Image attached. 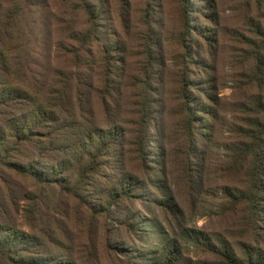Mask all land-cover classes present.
Instances as JSON below:
<instances>
[{"label":"trees","instance_id":"1","mask_svg":"<svg viewBox=\"0 0 264 264\" xmlns=\"http://www.w3.org/2000/svg\"><path fill=\"white\" fill-rule=\"evenodd\" d=\"M60 1L52 0V6ZM69 4L61 19L46 0H0V264H183L177 242L165 240L158 227L153 230L162 244L152 255L125 250L109 229L117 222L124 200L130 201L146 187L160 189L163 177L151 169L145 170L147 179L143 180L125 168L124 137L115 124L113 108L117 94L105 78L99 79L101 86L94 89L105 127L90 121V61L92 43L100 36L101 7L96 8L90 0H70ZM189 14L185 6L183 17ZM56 24L60 31L57 40L51 36ZM22 26L31 35L45 31L47 46L42 44V52L18 42ZM185 29L189 31L190 26ZM197 30L202 38V29ZM252 34L257 36L255 40L241 43L240 56L246 61L240 64L245 63L242 68L248 72L235 87L242 92L237 93L236 108L243 119L232 127V141L221 147L224 157L218 167L222 177L234 175L233 184L218 187L220 209L238 220L242 234L248 237L256 235V224L264 216V27L258 24ZM150 43L146 45L147 68L155 62ZM183 48L188 64L192 48L188 44ZM186 71L187 65L176 97L183 148L181 178L192 201L202 180L197 169L202 160L200 148L209 146L215 111L204 92L197 102L191 81L185 79ZM151 92L146 73L135 103L137 120L128 133L134 146L131 153L144 163L150 148ZM163 188L167 193H159L151 203L176 220L181 211L178 202L168 187ZM82 207L88 212L80 213ZM79 220L83 227H78ZM136 224L134 220L135 233L144 231V226L136 229ZM180 236L196 237L212 247L219 264H264L263 250L252 243L238 241L237 255L222 238L187 227L181 228ZM140 238L143 243V234Z\"/></svg>","mask_w":264,"mask_h":264},{"label":"rangeland","instance_id":"2","mask_svg":"<svg viewBox=\"0 0 264 264\" xmlns=\"http://www.w3.org/2000/svg\"><path fill=\"white\" fill-rule=\"evenodd\" d=\"M51 1L46 0L48 6H51L49 8L62 19L69 10L70 0H61L55 8ZM90 1L94 2L96 8L101 9L98 20L100 36L92 43L90 61L93 72L90 91L92 96L88 104L92 114H89V119L97 126L105 127L94 93V89L101 86L99 79L105 78L114 88L113 93L117 94L113 108L115 124L123 132L125 168L143 180L147 179L145 170L160 171L159 175L163 177L161 185L169 188V193L178 202L181 210L175 220L170 214H164L155 208L151 201L157 199L159 193H167L161 186L160 189L146 187L137 191L135 198L122 202V211L117 222L110 224L109 229L118 237L119 244L125 250H133L135 254L152 255L162 244L153 230V227H158L164 232L165 240L174 239L177 242L180 251L178 255L183 264H219L212 247L204 246L196 237L186 239L180 236L181 228L187 227L208 237L226 240L237 255L241 244L238 241L252 243L264 252V216L256 224V235L244 236L238 220L220 209L218 194L220 185L234 183V175L230 174L227 179L219 173V159L224 157L221 148L223 144L231 142L234 137L232 127L237 126L243 119L236 108L239 100L237 93L242 92L235 87L244 79L242 75L248 71L242 68L245 63L240 64V61L246 59L240 55L244 49L242 44L256 39L257 36L252 31L257 30V25L264 27V0ZM59 5L60 8L56 11ZM185 6L190 11L187 17H183ZM81 22L82 28H85V20L81 19ZM187 24L190 26L189 31L185 29ZM198 28L202 29V38L196 34ZM22 30L21 38L20 34L17 36L18 42L29 49H40L42 52V44L47 46L45 31L40 30L39 35H31L25 26H22ZM59 33L57 24L53 25L51 36L57 40ZM257 41L260 39L257 38ZM149 43L155 62L147 68L146 45ZM185 44L192 48L188 64L183 59ZM51 48L55 49V46ZM107 49L110 53H107ZM54 54L53 52L51 55ZM186 65L185 79L191 81L192 93L197 102L200 103L201 93L204 92L212 99L215 111L213 119L210 120L211 138L209 146L206 145L208 149L200 148L202 160L197 169L202 180L193 192L192 201L187 196L186 184L183 177L181 178L183 148L182 140L178 137L181 116L178 114L176 97L177 89L181 85V72L185 71ZM146 73L149 75V88L152 89L154 102L153 115L148 126L150 148L146 149L147 159L144 163L141 159L136 161L135 154L133 156L131 153H134V146L129 143L128 133H131L137 120L138 106L135 103L139 102L140 80ZM210 101L208 100L212 105ZM110 108L112 109L111 105ZM137 162L143 164L145 169ZM21 181L27 187L32 186ZM101 187L103 189V185ZM97 195L103 198V194ZM19 206L23 208L21 202ZM261 206L264 210V201ZM85 210L84 207L79 208L82 214L88 212ZM134 220L137 221L135 228L144 226V231H133ZM77 223L78 227H83L81 220ZM140 234L145 239L143 243L139 240ZM77 235L79 236L78 230ZM212 245L216 246L217 242H212Z\"/></svg>","mask_w":264,"mask_h":264}]
</instances>
